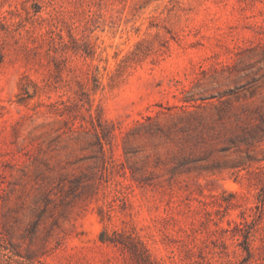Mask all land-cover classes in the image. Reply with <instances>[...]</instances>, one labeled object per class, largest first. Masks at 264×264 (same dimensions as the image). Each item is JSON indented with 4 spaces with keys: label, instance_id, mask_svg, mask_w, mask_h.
Instances as JSON below:
<instances>
[{
    "label": "rangeland",
    "instance_id": "1",
    "mask_svg": "<svg viewBox=\"0 0 264 264\" xmlns=\"http://www.w3.org/2000/svg\"><path fill=\"white\" fill-rule=\"evenodd\" d=\"M0 264H264V0H0Z\"/></svg>",
    "mask_w": 264,
    "mask_h": 264
},
{
    "label": "trees",
    "instance_id": "2",
    "mask_svg": "<svg viewBox=\"0 0 264 264\" xmlns=\"http://www.w3.org/2000/svg\"><path fill=\"white\" fill-rule=\"evenodd\" d=\"M250 235H251V231L248 230L247 233H246V235H244L245 238H246V241L249 239V236H250ZM246 251H247L248 253H250V248H249L248 245L246 246Z\"/></svg>",
    "mask_w": 264,
    "mask_h": 264
}]
</instances>
